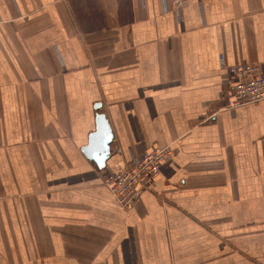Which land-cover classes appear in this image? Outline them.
<instances>
[{"label":"crops","instance_id":"crops-1","mask_svg":"<svg viewBox=\"0 0 264 264\" xmlns=\"http://www.w3.org/2000/svg\"><path fill=\"white\" fill-rule=\"evenodd\" d=\"M238 63L264 74V0H0V264H264V100L225 107ZM152 145L172 154L123 209L103 178Z\"/></svg>","mask_w":264,"mask_h":264},{"label":"built area","instance_id":"built-area-1","mask_svg":"<svg viewBox=\"0 0 264 264\" xmlns=\"http://www.w3.org/2000/svg\"><path fill=\"white\" fill-rule=\"evenodd\" d=\"M230 86L226 108L232 109L264 100V74L257 64L238 63L227 68ZM169 146L152 145L121 170L104 176L103 185L123 209L134 208L150 190L160 166L171 156Z\"/></svg>","mask_w":264,"mask_h":264},{"label":"water","instance_id":"water-1","mask_svg":"<svg viewBox=\"0 0 264 264\" xmlns=\"http://www.w3.org/2000/svg\"><path fill=\"white\" fill-rule=\"evenodd\" d=\"M95 105V109L99 108ZM113 135L110 126L102 114L95 116L94 131L88 135L87 144L81 148L83 156L94 163L98 170L104 169L109 158V144Z\"/></svg>","mask_w":264,"mask_h":264}]
</instances>
